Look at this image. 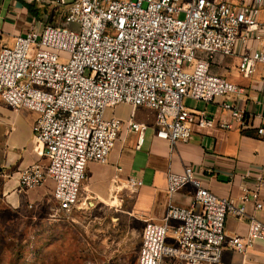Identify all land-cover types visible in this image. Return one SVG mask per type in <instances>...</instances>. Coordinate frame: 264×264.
<instances>
[{"label":"built area","instance_id":"2783aa9c","mask_svg":"<svg viewBox=\"0 0 264 264\" xmlns=\"http://www.w3.org/2000/svg\"><path fill=\"white\" fill-rule=\"evenodd\" d=\"M25 1L45 6L47 15L60 11L59 21L31 27L1 49L0 97L13 109L37 112L33 133L47 163L22 169L20 186L52 179L57 213L76 210L89 162L108 160L124 124L141 148L149 125L135 120L138 107L155 111V135L172 146L235 123L264 135V114L255 126L238 103L244 89L212 69L220 57L239 54L240 73L251 76L260 68L264 76V0ZM73 21L79 31L65 25ZM185 98L216 103L230 118L191 109ZM120 104L134 109L128 119L106 115ZM167 184L170 195L193 185L194 201H170L161 221L144 219L137 264H224L225 247L246 253L264 241V221L255 216L245 235L225 232L229 213L246 215L245 202L263 208L264 174L243 187L241 206L205 187L192 165L169 171Z\"/></svg>","mask_w":264,"mask_h":264},{"label":"crops","instance_id":"0c3cea01","mask_svg":"<svg viewBox=\"0 0 264 264\" xmlns=\"http://www.w3.org/2000/svg\"><path fill=\"white\" fill-rule=\"evenodd\" d=\"M59 12L54 10L51 15H47L45 6L38 8L25 0H0V51L4 46H13L16 37L31 27L59 21ZM239 61V54L220 57L212 69L244 89L238 103L258 126L264 114L263 72L259 68L251 76H244L238 70ZM184 103L194 110L230 118V114L221 110L216 103L191 98H185ZM126 107L129 105H117L107 116L114 115L126 120L134 112L130 109V114L123 115L121 112ZM150 110L152 115L148 114L146 118L138 115V109L134 112L136 121L149 125L141 148H136L138 135L129 131L124 124L108 160L104 163L89 162L82 196L92 188L106 198L111 184H123L124 188L134 189L136 198L131 214L143 223L144 228V219H163L170 201L181 206L193 203V185L188 184L170 195L167 184L169 171L179 173L185 166L192 165L205 187L219 197L230 200L235 206L243 205V187L255 185L257 175L264 174V135H258L255 127L242 130L235 123L229 130L196 132L190 141H180L172 146L169 141L155 135V111ZM36 118L37 112L34 110L26 107L13 109L0 97V199L13 209L53 200L55 183L50 178L31 189L23 190L20 186L22 169L36 162L47 163L43 144L34 138ZM246 171L250 172L248 177L245 176ZM130 178L141 180L142 184L132 183ZM260 192L262 209H257L255 201L249 200L244 203L246 215L228 214L225 222L227 236L245 235L251 216L264 221V187H261ZM196 209H200V206L197 205ZM168 242H174L171 234ZM223 263L264 264V241H259L246 253L225 247Z\"/></svg>","mask_w":264,"mask_h":264},{"label":"rangeland","instance_id":"374dc122","mask_svg":"<svg viewBox=\"0 0 264 264\" xmlns=\"http://www.w3.org/2000/svg\"><path fill=\"white\" fill-rule=\"evenodd\" d=\"M137 109L144 118L151 114ZM82 198L68 215L57 213L54 200L13 209L0 199V264H137L143 223L131 214L136 191L111 184L106 198L92 188Z\"/></svg>","mask_w":264,"mask_h":264}]
</instances>
